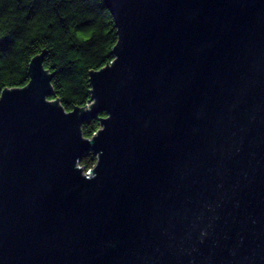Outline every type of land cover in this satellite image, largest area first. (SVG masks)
I'll return each mask as SVG.
<instances>
[{
	"label": "water",
	"instance_id": "1",
	"mask_svg": "<svg viewBox=\"0 0 264 264\" xmlns=\"http://www.w3.org/2000/svg\"><path fill=\"white\" fill-rule=\"evenodd\" d=\"M103 1L90 107L0 96V264H264V0Z\"/></svg>",
	"mask_w": 264,
	"mask_h": 264
},
{
	"label": "trees",
	"instance_id": "2",
	"mask_svg": "<svg viewBox=\"0 0 264 264\" xmlns=\"http://www.w3.org/2000/svg\"><path fill=\"white\" fill-rule=\"evenodd\" d=\"M117 27L103 0H0V96L6 88L30 81L33 57L45 52L52 75V95L66 111L91 99L90 72L114 60ZM105 111L85 120L82 132L92 137ZM97 157L86 151L79 164L92 169Z\"/></svg>",
	"mask_w": 264,
	"mask_h": 264
},
{
	"label": "built area",
	"instance_id": "3",
	"mask_svg": "<svg viewBox=\"0 0 264 264\" xmlns=\"http://www.w3.org/2000/svg\"><path fill=\"white\" fill-rule=\"evenodd\" d=\"M86 107L88 108V107H90V101H89V103L86 105ZM97 132H95V134H96ZM90 172H91V169H89V170H85V173H87V174H90Z\"/></svg>",
	"mask_w": 264,
	"mask_h": 264
}]
</instances>
